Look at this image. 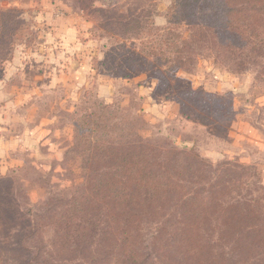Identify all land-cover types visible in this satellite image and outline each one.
<instances>
[{"label": "rangeland", "instance_id": "obj_1", "mask_svg": "<svg viewBox=\"0 0 264 264\" xmlns=\"http://www.w3.org/2000/svg\"><path fill=\"white\" fill-rule=\"evenodd\" d=\"M172 1L0 0L27 28L0 72V175L16 182L7 197L17 213L0 220L5 264H123L130 250L145 264H189L181 211L168 203L140 219L127 245L104 238L103 214L77 216L74 228L95 225L56 238L55 220L83 184L77 138L98 134L89 124L200 156L218 208L198 237L219 264H264V237L248 232H264V58L210 48L191 73H171L174 54L160 42ZM227 207L250 212L236 231L224 227Z\"/></svg>", "mask_w": 264, "mask_h": 264}, {"label": "trees", "instance_id": "obj_2", "mask_svg": "<svg viewBox=\"0 0 264 264\" xmlns=\"http://www.w3.org/2000/svg\"><path fill=\"white\" fill-rule=\"evenodd\" d=\"M171 4L164 27L166 37L160 42L174 54L169 61L171 73H191L196 65L197 51L210 48L231 56L248 52L255 58H264V0H173ZM10 11L0 7V72L7 56L13 52V42L27 31L23 15H13ZM129 23L140 24L137 20ZM182 28L184 30L180 31ZM164 34L156 35V38L162 39ZM86 127L89 135L103 133L104 129V126L94 124ZM113 133L114 128L110 127L103 135L97 134L91 139L78 136V144L87 150L83 158V184L77 198L65 205L56 218V238L76 239L71 235L72 230L81 229L82 232L87 229L86 225H95L85 223L74 228L73 221L77 216L84 219L103 214L107 225L104 232H108L104 238L116 236L127 245L132 239L130 232L140 219L168 203L181 211L179 223L185 232V254L189 264H219L221 255L213 254L196 233L211 223L218 208L214 203L217 193L214 187L208 190L209 186L202 185L206 181L204 160L194 152L163 150L139 139L126 140L120 134L113 136ZM15 183L11 175H0L1 222L17 216L7 197L14 192ZM225 212L227 231L238 230V225L250 214L248 210L242 212L232 207H227ZM33 218L41 221L37 215ZM30 223V230H35L33 235H36L38 226L33 221ZM248 232L264 237L257 225L249 227ZM60 246L66 249L70 243ZM123 255V264H145L134 251L123 252ZM58 262L67 261L59 259ZM0 264L5 262L0 260Z\"/></svg>", "mask_w": 264, "mask_h": 264}, {"label": "crops", "instance_id": "obj_3", "mask_svg": "<svg viewBox=\"0 0 264 264\" xmlns=\"http://www.w3.org/2000/svg\"><path fill=\"white\" fill-rule=\"evenodd\" d=\"M7 77V76H6ZM5 80H7L8 81V77H7V79H5ZM18 87V86H17ZM36 132H38V131H36ZM32 133L31 134V137H29L30 135H29V133L27 132V135H25V137H24V139H26V138H28L29 137V140H31L32 142H35L34 140H37V133ZM2 138L0 139V145L2 144ZM24 141V143H25V140H23ZM27 142V141H26ZM0 154L1 155H5V156H8V152H6L5 150H0Z\"/></svg>", "mask_w": 264, "mask_h": 264}]
</instances>
